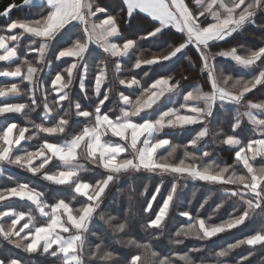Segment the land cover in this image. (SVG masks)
<instances>
[{
  "label": "snow or ice",
  "instance_id": "1",
  "mask_svg": "<svg viewBox=\"0 0 264 264\" xmlns=\"http://www.w3.org/2000/svg\"><path fill=\"white\" fill-rule=\"evenodd\" d=\"M0 18L13 81L0 86V264H251L264 251V100L249 95L264 91V39L221 46L264 36V0H21ZM181 59L194 81L169 74ZM190 184L209 188L198 206Z\"/></svg>",
  "mask_w": 264,
  "mask_h": 264
},
{
  "label": "trees",
  "instance_id": "2",
  "mask_svg": "<svg viewBox=\"0 0 264 264\" xmlns=\"http://www.w3.org/2000/svg\"><path fill=\"white\" fill-rule=\"evenodd\" d=\"M15 2L16 4H20L21 0H0V11H3L7 5H9L10 3ZM31 15V13L29 12L28 9H24V10H20V9H16L13 10L11 13V17L13 19L16 18H23L26 16ZM7 23L6 20L0 18V24H4ZM264 39V36H261L260 34V30L259 29H252L250 28L248 33H245L243 36H237L236 39L230 41L229 43L226 44H222L221 46L225 49L230 48L231 46L237 45V44H244L246 47L251 48V47H255L257 45L260 44L261 40ZM27 40H25L23 43L26 45L27 44ZM143 47L147 48L148 45H143ZM165 50H166V46H165ZM219 50V49H214V51ZM150 53H146V55H149ZM188 55H191L193 58H195L196 53L194 50L190 51L188 53ZM30 59H33L34 57H29ZM218 63L219 65H230L231 62L224 60L222 58H218ZM14 66V65H13ZM127 69L125 70L124 75H127ZM141 75V72L139 73ZM169 74L174 75L177 79H181L182 76L184 75H190L193 77V81L195 80V76H194V72L192 70H190L189 66H188V62L186 60L181 59L180 61H178L171 69V72ZM233 75L239 77V76H245V78H247V76L250 74L248 72H243L240 70H235L233 73ZM151 80H146V83L150 82ZM13 81L10 79H5V78H0V86H5V85H10V83H12ZM189 83H192V81H189ZM250 98L254 99V100H264V91H257L254 90L253 94H249ZM0 102H4V101H0ZM116 114H119V112L116 111ZM33 117H36V114H32ZM11 119H16L19 122L23 123L22 118L20 117H12ZM190 138L188 136L185 135H177L176 136V141L177 143H185L186 140ZM36 143H38L37 141H34L32 144L27 145L26 147H28L29 149H31L32 147H34L36 145ZM161 154L162 155H167V152L164 150H161ZM179 156H182V152H178L176 154V157L178 158ZM216 158L220 159L221 161H226L227 163H232V159H231V153L224 151V152H217L215 154ZM10 171H16V170H10ZM8 173H5L4 175H0V186H8L12 183V181H9L6 179ZM18 178L20 179H30L34 184H36L37 186H42L44 182L39 181L37 178H32L27 176L26 174H19ZM168 179L170 178H166V183L168 182ZM148 180L146 178H144L141 183H147ZM156 181L153 180L152 183H155ZM141 183H138L136 185V189L137 192L142 190L141 187ZM124 185L122 184L121 187H123ZM152 189H150L151 191ZM197 191V196L196 199L194 201V206H198L199 202L203 199V197L208 193L209 188L207 187H201L199 185H189L188 191L185 192L184 194V198L187 199L190 196V193L192 191ZM114 196H116L117 199H120V193L114 192L113 193ZM126 198V194L125 197ZM217 202V198L214 197L213 201L210 202V204L206 207L205 209V213H210L212 210V207L214 206V203ZM110 204L113 203V201H109ZM18 207H23L22 204H17ZM78 206V205H77ZM179 219V218H177ZM253 229L251 227L247 228V229H242L239 231H234L231 234H225L222 235L216 242L218 244H226L228 242H232L234 238H238L250 231H252ZM191 243V242H190ZM244 251H247L246 249ZM238 254H242V253H238ZM262 257H264V251H257L253 257L251 258V264H264V259H262ZM43 260V257H37L36 258V264H41V261Z\"/></svg>",
  "mask_w": 264,
  "mask_h": 264
},
{
  "label": "rangeland",
  "instance_id": "3",
  "mask_svg": "<svg viewBox=\"0 0 264 264\" xmlns=\"http://www.w3.org/2000/svg\"><path fill=\"white\" fill-rule=\"evenodd\" d=\"M145 70H147V69H145ZM238 70L243 71V72H246V71H244L242 69H238ZM142 75H143V73L141 72V75L140 76H142ZM150 82H148V83H150ZM138 94H139V90H137L135 93H132L133 98L135 97V95H138ZM115 104H116V99H115V95H113V101H112V104L109 105V107H113ZM176 106L178 107V104ZM117 112H118V109H117Z\"/></svg>",
  "mask_w": 264,
  "mask_h": 264
}]
</instances>
